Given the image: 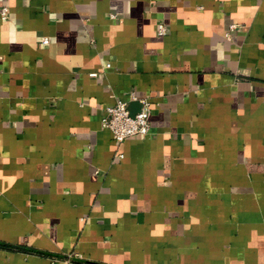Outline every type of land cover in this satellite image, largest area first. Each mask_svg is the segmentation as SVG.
I'll return each instance as SVG.
<instances>
[{"label": "crops", "instance_id": "obj_1", "mask_svg": "<svg viewBox=\"0 0 264 264\" xmlns=\"http://www.w3.org/2000/svg\"><path fill=\"white\" fill-rule=\"evenodd\" d=\"M0 264H264V0H0Z\"/></svg>", "mask_w": 264, "mask_h": 264}, {"label": "built area", "instance_id": "obj_2", "mask_svg": "<svg viewBox=\"0 0 264 264\" xmlns=\"http://www.w3.org/2000/svg\"><path fill=\"white\" fill-rule=\"evenodd\" d=\"M7 8L2 11L6 15ZM235 25H231L233 29ZM166 31L163 25L158 28L159 34ZM44 43H49L48 38H43ZM131 101L138 102L139 109L132 113ZM151 104L148 98L138 97L132 93L129 100H117L114 104L105 107L102 125L109 129L117 142H123L130 137H144L148 135L151 128Z\"/></svg>", "mask_w": 264, "mask_h": 264}, {"label": "water", "instance_id": "obj_3", "mask_svg": "<svg viewBox=\"0 0 264 264\" xmlns=\"http://www.w3.org/2000/svg\"><path fill=\"white\" fill-rule=\"evenodd\" d=\"M130 109H131L132 113H135L137 111V109L135 107H133V106Z\"/></svg>", "mask_w": 264, "mask_h": 264}, {"label": "trees", "instance_id": "obj_4", "mask_svg": "<svg viewBox=\"0 0 264 264\" xmlns=\"http://www.w3.org/2000/svg\"><path fill=\"white\" fill-rule=\"evenodd\" d=\"M1 245H7V244L2 243Z\"/></svg>", "mask_w": 264, "mask_h": 264}]
</instances>
